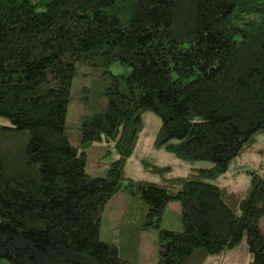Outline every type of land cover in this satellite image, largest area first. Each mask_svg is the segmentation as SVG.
I'll return each mask as SVG.
<instances>
[{"label": "trees", "instance_id": "obj_1", "mask_svg": "<svg viewBox=\"0 0 264 264\" xmlns=\"http://www.w3.org/2000/svg\"><path fill=\"white\" fill-rule=\"evenodd\" d=\"M76 80L88 83L79 147L65 134ZM148 115L158 150L203 167L168 178L144 163L159 182L130 178ZM0 119V262L134 264L100 239L127 193L159 231L158 264L203 263L244 238L264 264V176L221 185L264 153V0H0ZM104 142L118 158L93 177L87 153ZM172 202L182 232L160 230Z\"/></svg>", "mask_w": 264, "mask_h": 264}, {"label": "rangeland", "instance_id": "obj_2", "mask_svg": "<svg viewBox=\"0 0 264 264\" xmlns=\"http://www.w3.org/2000/svg\"><path fill=\"white\" fill-rule=\"evenodd\" d=\"M114 75L129 73V70L116 67ZM88 83L76 80L72 91V98L65 125V134L73 146H80L82 133V119L85 106L80 101L79 91L87 87ZM8 123L0 119V123ZM161 122L153 115L145 119L138 147L134 155L126 163L127 175L133 180L159 182V179L145 170V164L171 168L168 178L188 176L193 169L203 167V163L194 166L176 159L173 155L158 150L155 147V137ZM260 146L255 150H264V136L259 137ZM118 156L113 143L97 144L87 153V172L97 178H105L109 165ZM264 163V153L245 156L231 172L221 180V185L233 190H243L249 185V173L257 171L264 176L261 165ZM263 171V172H262ZM166 177V176H165ZM144 209L142 205L127 193H120L110 200L105 208L100 239L117 246L121 256L134 264H158L159 231L148 228L142 229ZM160 230L182 232L181 205L172 202L168 205L160 226ZM252 257L247 250L246 238L238 249L218 257L207 258L203 263L196 264H250ZM0 264H9L6 261Z\"/></svg>", "mask_w": 264, "mask_h": 264}]
</instances>
